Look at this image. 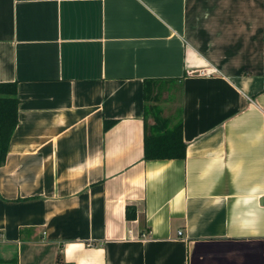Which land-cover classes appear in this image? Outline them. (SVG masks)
<instances>
[{
  "label": "crops",
  "instance_id": "0c3cea01",
  "mask_svg": "<svg viewBox=\"0 0 264 264\" xmlns=\"http://www.w3.org/2000/svg\"><path fill=\"white\" fill-rule=\"evenodd\" d=\"M5 81L0 264H264V0H0ZM142 82L182 158L143 157Z\"/></svg>",
  "mask_w": 264,
  "mask_h": 264
},
{
  "label": "trees",
  "instance_id": "16d2710c",
  "mask_svg": "<svg viewBox=\"0 0 264 264\" xmlns=\"http://www.w3.org/2000/svg\"><path fill=\"white\" fill-rule=\"evenodd\" d=\"M145 82V79L143 80ZM143 85L142 99L143 111L146 112V91ZM156 89V88H155ZM151 93H158L157 89ZM153 95V94H152ZM148 96V99L152 97ZM16 108L17 98L15 96L14 82H0V163L4 159L5 149L9 139V135L17 122L16 120ZM170 120V117H168ZM156 122L152 123V129L145 127L142 137L143 157L145 159H168V158H182L184 156V143L181 139V132L179 130L180 123L175 121L168 127L164 122L156 118ZM168 120V119H167ZM113 119L104 118L102 123V129L106 128ZM169 123V121H168ZM124 214L126 218H133L134 213L132 212L131 206L126 205L124 208Z\"/></svg>",
  "mask_w": 264,
  "mask_h": 264
},
{
  "label": "rangeland",
  "instance_id": "374dc122",
  "mask_svg": "<svg viewBox=\"0 0 264 264\" xmlns=\"http://www.w3.org/2000/svg\"><path fill=\"white\" fill-rule=\"evenodd\" d=\"M154 85L152 88H149V90L146 92V117L147 119H151V124L155 123L158 118L160 121L164 122L166 120V125L170 120L172 121L174 119V122L177 121V110H178V100H177V93L176 92H167V88L165 86L164 91L161 85H158V83H153ZM160 87V90L158 93H151L153 90H156L155 88ZM153 94V95H152ZM152 95L150 99H148V96ZM168 119V120H167ZM150 124V123H149Z\"/></svg>",
  "mask_w": 264,
  "mask_h": 264
},
{
  "label": "built area",
  "instance_id": "2783aa9c",
  "mask_svg": "<svg viewBox=\"0 0 264 264\" xmlns=\"http://www.w3.org/2000/svg\"><path fill=\"white\" fill-rule=\"evenodd\" d=\"M210 72H212V70L209 69V68H208V69H205V68H204V69H200V70H199V73H202V74H208V73H210ZM263 122H264V119H263ZM177 233H180V230H178Z\"/></svg>",
  "mask_w": 264,
  "mask_h": 264
}]
</instances>
